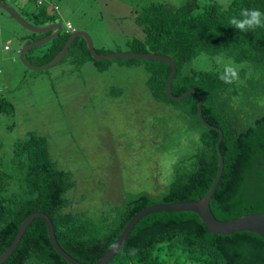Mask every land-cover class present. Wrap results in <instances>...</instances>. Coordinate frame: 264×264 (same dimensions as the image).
Masks as SVG:
<instances>
[{
    "label": "trees",
    "instance_id": "obj_1",
    "mask_svg": "<svg viewBox=\"0 0 264 264\" xmlns=\"http://www.w3.org/2000/svg\"><path fill=\"white\" fill-rule=\"evenodd\" d=\"M32 1L34 12H20L33 24L61 20L52 5L54 0L42 4ZM245 8L264 12V0H231L227 8L214 0L204 4L187 0L182 6L151 2L133 11L141 35L129 40L134 52L172 57L177 67L173 93L180 95L197 87L203 96L205 119L222 128L224 171L210 201L219 219L264 212V27L240 32L229 23ZM70 33L64 31L52 40L43 62L63 48ZM32 51L27 52L28 59ZM202 54L232 58L240 64L239 79L231 84L223 82L219 66L188 68ZM66 58L77 64L90 59L100 67L105 64L93 58L83 37L73 41ZM125 60L144 67L150 94L173 112L168 120L150 126L152 131L142 144L148 139L159 144L158 151L170 153L171 148L184 146V140L189 142L172 163L169 181L162 187L153 182L151 189L138 192L126 189L120 201H111L98 212L75 209V202L87 198V194L79 199L71 195L79 177L59 165L46 135L31 132L16 142L7 166L0 162V255L11 245L26 217L43 211L51 217L62 248L82 262L96 264L142 209L155 203L199 199L209 191L219 169L216 143L220 134L200 121L196 93L173 100L166 93L172 71L169 64L152 59ZM0 112L13 114L14 104L0 97ZM151 134L155 141H150ZM2 264L71 263L53 246L45 219L37 217ZM107 264H264V236L250 231L214 234L195 212L159 210L138 221Z\"/></svg>",
    "mask_w": 264,
    "mask_h": 264
},
{
    "label": "rangeland",
    "instance_id": "obj_2",
    "mask_svg": "<svg viewBox=\"0 0 264 264\" xmlns=\"http://www.w3.org/2000/svg\"><path fill=\"white\" fill-rule=\"evenodd\" d=\"M22 12H34L32 0H7ZM168 1L182 6L187 0H54L66 32V22L89 32L97 50L111 53L131 52L129 40L140 36L133 11L151 2ZM204 4L208 0H199ZM224 6L221 0H214ZM229 5L231 0H224ZM53 5V4H52ZM54 7V6H53ZM63 31V32H64ZM5 10L0 9V97L9 99L13 114L0 112V162L4 166L17 141L31 132L46 135L52 156L62 168L79 177L71 195L79 199L75 209L98 212L108 203L120 201L126 189H151L153 182L162 187L169 181L172 163L188 145L158 151L144 137L153 124L169 119L173 112L157 103L145 82L143 66L135 67L122 58H109L101 67L94 60L77 64L71 58L43 68L29 69L20 60L23 38L37 39ZM29 40V41H30ZM51 41L33 49L29 60L43 65V55ZM217 58L233 63L232 58L202 54L188 68L211 69ZM131 65V66H130ZM151 129V131H150ZM150 141L156 136L151 134ZM165 143V142H164ZM101 183V185H99Z\"/></svg>",
    "mask_w": 264,
    "mask_h": 264
},
{
    "label": "water",
    "instance_id": "obj_3",
    "mask_svg": "<svg viewBox=\"0 0 264 264\" xmlns=\"http://www.w3.org/2000/svg\"><path fill=\"white\" fill-rule=\"evenodd\" d=\"M0 9L5 10L10 16H12L20 25H22L27 30L33 33L46 34L45 36L26 42L20 50V60L29 69L40 70L61 62L66 56L71 44L77 37H83L85 39L87 47L91 52V55L94 59L97 60H105L109 58H124L152 59L164 61L165 63L169 64L172 68V71L166 83L167 95L173 100H182L188 94L192 92L196 93L198 102V115L200 121L206 127L215 129L220 134L216 143V148L219 155V169L209 191L199 199H186L172 203H155L142 209L130 219V221L124 227L117 241L108 249V251L99 259L96 264H107L123 247L128 236L130 235L131 231L138 223V221L145 215L159 210H178L195 212L199 215L204 225L214 234L231 235L239 231H250L264 236V212L244 214L232 219H219L212 211L210 201L218 187L222 173L224 171L225 161L223 152L221 150V142L224 137V132L222 128L208 122L205 119L203 114V96L201 91L197 87H190L180 95H175L173 93L172 84L177 73V67L172 57L154 52L115 51L111 53H101L96 49L93 37L89 32L82 29H76L70 33V36L67 39L63 48L50 61L44 63L43 65H35L27 58V52L60 36L61 33L64 31L63 21H55L46 25H35L30 22L15 6L11 5L7 0L0 1ZM37 217L45 219L48 226L50 240L57 252L62 257H64L71 264H87L75 258L62 248L56 237V229L51 217L43 211H36L30 214L21 223L13 242L0 255V264H2L12 255V253L18 246L20 240L22 239L26 229L28 228L30 223Z\"/></svg>",
    "mask_w": 264,
    "mask_h": 264
},
{
    "label": "clouds",
    "instance_id": "obj_4",
    "mask_svg": "<svg viewBox=\"0 0 264 264\" xmlns=\"http://www.w3.org/2000/svg\"><path fill=\"white\" fill-rule=\"evenodd\" d=\"M221 3L227 8L228 5L224 3V0H221ZM229 23L240 32H247L257 27H264V12L255 8H245L241 10L239 18L234 16L229 20ZM217 63H223V72L219 76L223 82L231 84L239 79V69L236 65L231 62L224 63L221 58H217Z\"/></svg>",
    "mask_w": 264,
    "mask_h": 264
},
{
    "label": "built area",
    "instance_id": "obj_5",
    "mask_svg": "<svg viewBox=\"0 0 264 264\" xmlns=\"http://www.w3.org/2000/svg\"><path fill=\"white\" fill-rule=\"evenodd\" d=\"M43 1L44 0H36V2H38V4H42ZM53 5L57 10H59L58 4L53 3ZM66 29H67V31L72 32V31L76 30L77 28L73 25V23L71 21H67L66 22Z\"/></svg>",
    "mask_w": 264,
    "mask_h": 264
},
{
    "label": "crops",
    "instance_id": "obj_6",
    "mask_svg": "<svg viewBox=\"0 0 264 264\" xmlns=\"http://www.w3.org/2000/svg\"><path fill=\"white\" fill-rule=\"evenodd\" d=\"M70 21V20H69ZM30 39H28V38H23V41H24V44L26 43V42H28Z\"/></svg>",
    "mask_w": 264,
    "mask_h": 264
},
{
    "label": "flooded vegetation",
    "instance_id": "obj_7",
    "mask_svg": "<svg viewBox=\"0 0 264 264\" xmlns=\"http://www.w3.org/2000/svg\"><path fill=\"white\" fill-rule=\"evenodd\" d=\"M46 34H44V35H42V36H45ZM42 36H40V37H42Z\"/></svg>",
    "mask_w": 264,
    "mask_h": 264
}]
</instances>
